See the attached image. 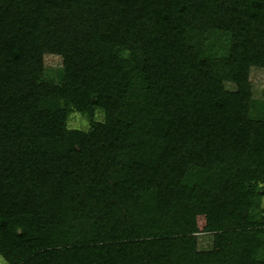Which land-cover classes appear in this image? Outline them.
Returning <instances> with one entry per match:
<instances>
[{"label": "trees", "instance_id": "16d2710c", "mask_svg": "<svg viewBox=\"0 0 264 264\" xmlns=\"http://www.w3.org/2000/svg\"><path fill=\"white\" fill-rule=\"evenodd\" d=\"M253 68L264 0H0V256L264 264Z\"/></svg>", "mask_w": 264, "mask_h": 264}, {"label": "rangeland", "instance_id": "374dc122", "mask_svg": "<svg viewBox=\"0 0 264 264\" xmlns=\"http://www.w3.org/2000/svg\"><path fill=\"white\" fill-rule=\"evenodd\" d=\"M46 68L48 73L59 71L62 68V59L58 56L49 55L45 60ZM251 82L254 97L258 100L264 101V69L263 68H253L251 70ZM229 88H233L228 85ZM102 114H98L96 120H102ZM70 127L74 129L87 130L89 129V123L86 117L79 113H74L70 117ZM212 237L210 235L200 236V246L202 249H208L211 246ZM0 264H7L5 259L0 256Z\"/></svg>", "mask_w": 264, "mask_h": 264}]
</instances>
